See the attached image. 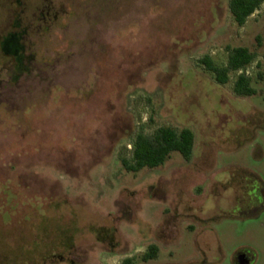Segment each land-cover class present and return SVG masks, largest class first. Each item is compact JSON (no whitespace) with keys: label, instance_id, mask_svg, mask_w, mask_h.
Here are the masks:
<instances>
[{"label":"rangeland","instance_id":"374dc122","mask_svg":"<svg viewBox=\"0 0 264 264\" xmlns=\"http://www.w3.org/2000/svg\"><path fill=\"white\" fill-rule=\"evenodd\" d=\"M228 2L0 0V264H122L150 243L149 264H264V209L240 213L248 174L264 187V3L239 27ZM234 47L255 54L252 96L200 63ZM161 126L193 133L190 158L128 171Z\"/></svg>","mask_w":264,"mask_h":264},{"label":"trees","instance_id":"16d2710c","mask_svg":"<svg viewBox=\"0 0 264 264\" xmlns=\"http://www.w3.org/2000/svg\"><path fill=\"white\" fill-rule=\"evenodd\" d=\"M264 0H229L228 9L233 21L241 27L246 19L258 9ZM19 48L10 37L3 44V51L17 54ZM228 59L224 67L215 66L209 57L200 60L205 68L214 75L216 82L220 85L228 81L230 72H237L249 65L255 58L245 47H234L227 49ZM233 91L238 96H252L255 89L250 85V79L244 74H238L233 85ZM194 146V135L187 129L179 133L171 127H159L153 136L138 134L133 139V164L124 162L125 168L130 172H137L143 168H156L162 165L171 152L180 153L185 159H189ZM156 256L155 247H151L145 258Z\"/></svg>","mask_w":264,"mask_h":264},{"label":"flooded vegetation","instance_id":"af4514ba","mask_svg":"<svg viewBox=\"0 0 264 264\" xmlns=\"http://www.w3.org/2000/svg\"><path fill=\"white\" fill-rule=\"evenodd\" d=\"M248 175L252 177L253 181L250 188H247V190L243 191V199H242V203H244L242 207L244 209L246 208L247 211L240 213L257 216L262 211V209H264V187L262 181L258 179L254 174L249 173ZM254 182L256 183V185H254ZM151 247H155L156 256L152 258H145ZM158 252H159L158 245L155 243H150L146 246L142 254L130 255L128 258L123 260L122 264H134L135 261L137 260V257L142 264H149L156 260L158 256ZM240 262H247V263L249 262V257L245 252H238L234 257L232 264H240Z\"/></svg>","mask_w":264,"mask_h":264},{"label":"built area","instance_id":"2783aa9c","mask_svg":"<svg viewBox=\"0 0 264 264\" xmlns=\"http://www.w3.org/2000/svg\"><path fill=\"white\" fill-rule=\"evenodd\" d=\"M237 73H238V74H244V75L247 76V73H245V72L243 71V69H240L239 71H237Z\"/></svg>","mask_w":264,"mask_h":264},{"label":"water","instance_id":"95a60500","mask_svg":"<svg viewBox=\"0 0 264 264\" xmlns=\"http://www.w3.org/2000/svg\"><path fill=\"white\" fill-rule=\"evenodd\" d=\"M240 264H247V262H240Z\"/></svg>","mask_w":264,"mask_h":264}]
</instances>
